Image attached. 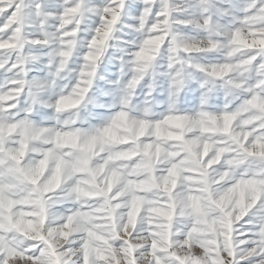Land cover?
I'll return each instance as SVG.
<instances>
[{"label":"clouds","instance_id":"9594fccd","mask_svg":"<svg viewBox=\"0 0 264 264\" xmlns=\"http://www.w3.org/2000/svg\"><path fill=\"white\" fill-rule=\"evenodd\" d=\"M0 22V182L13 184L17 199H40L43 205L31 204L23 217L39 231H14L5 237L24 252L42 245L41 252H47L51 242L62 264H88L83 243L89 232H97L118 257V262L109 259L105 264H129L124 252L129 243L139 264H152L144 252L151 237L141 229L124 231L129 196L84 193L102 192L115 182L113 195H118L127 181L147 178L146 173L136 174V164L147 162L146 141L125 143L142 129L147 140L163 146L164 166L167 152L180 150L177 142L154 139L156 125L169 117L187 118L184 128L167 131L196 140L197 154L208 144L213 153L227 147L223 137L202 133L205 115L236 114L237 127L254 118L264 121V109L246 110L247 96L264 97V49L252 51L233 42L236 32L264 36V0H0ZM121 114L126 119L116 121ZM73 133L77 147L61 146L58 138ZM127 150L139 151V161L120 158ZM20 151L25 155L13 160ZM248 167H264V162L252 161ZM241 171L232 168L230 174L220 165L203 177L207 184L188 183L177 198L185 190L206 195L197 191L206 186L219 197ZM254 196L248 193L249 199ZM149 197L159 200L166 194L153 191ZM208 212L210 217L220 215L215 206ZM193 222L178 204V242ZM239 229L240 235L264 231V208L256 209ZM92 246L104 248L96 241ZM176 251L184 255L188 250ZM240 255L241 264H264V255L246 244ZM53 259L44 256L40 264ZM91 260L97 264L95 253ZM9 264L32 262L17 256Z\"/></svg>","mask_w":264,"mask_h":264},{"label":"snow or ice","instance_id":"6c2138e0","mask_svg":"<svg viewBox=\"0 0 264 264\" xmlns=\"http://www.w3.org/2000/svg\"><path fill=\"white\" fill-rule=\"evenodd\" d=\"M130 9L133 12L137 11L135 6H130ZM159 15L163 16L165 13H159ZM116 19L113 16V23ZM158 28L159 25L156 26V29ZM233 42L252 51H255L258 46L264 49V36L249 38L236 32ZM149 43L156 44L159 41L152 40ZM140 56L142 59L146 58V53H141ZM62 106L67 104L62 102ZM259 109H264V97L247 96L246 110ZM125 119L123 114L116 117V121ZM186 120V117H169L155 127L154 139L177 142L180 148L179 151L167 152V163L164 166H161V156L165 155L163 146L147 140L142 129L137 137L129 138L125 143L138 144L140 140L146 141L143 146V155L147 158V162L136 164V174L146 173L147 178L141 181H127V187L118 195H113L116 191L115 182L102 192L84 194L112 196L114 199L129 196L128 206L131 210L128 227L124 231L127 233L129 228L141 229L151 237L150 245L144 249V252L151 257L152 264H241L240 252L244 244L264 255V231L257 230L240 235L239 229V224L248 221L256 209L264 208V167L254 169L248 167L252 161L264 162V121L254 118L244 121L237 127L236 114L205 115L201 120L202 133L223 137L221 143L227 147H221L213 153L210 151L212 146L208 144L204 145L202 151L197 154L193 151L196 140L185 137L183 133L167 131V128H184ZM205 122H210L212 127H208ZM114 126L119 127V124L115 123ZM108 131L112 139L116 140L115 132L111 129ZM58 140L62 141L61 146L70 145L76 148L78 135L73 133L60 137ZM24 155L25 152L20 151L12 156V159L19 161ZM140 155L139 151L127 150L121 154L120 158L136 162L139 161ZM220 165H223L230 174L232 168L242 170L239 176L232 179L229 191L215 197L211 188L206 186L197 190L206 195L198 196L185 190L183 198L178 200V194L184 185L207 184L203 177ZM82 170L84 169H78V171ZM32 182L36 183L35 180ZM14 187L13 184L0 182V264H9L17 256L29 259L32 264H40L44 256H50L54 258L51 264H62L60 254L51 242L48 244L47 252H41L43 245L35 251L24 252L9 243L5 237V233L14 231L22 232L24 235L39 231L35 222L25 220L23 217L29 214L25 209L33 203L43 208L42 201L33 200L31 197L17 199L13 193ZM47 190L48 188L45 189ZM153 191L165 193L166 197L159 200L151 199L149 194ZM250 192L255 194L252 199L248 198ZM237 194L239 198L233 203ZM178 204L193 217L194 221L182 234L180 242L177 241L174 228ZM209 206H215L220 215L210 217ZM105 210L101 209V211ZM112 219L115 217L113 216ZM43 222L41 213L40 224L42 225ZM68 226H71V219L68 220ZM87 236L88 239L83 243V251L88 264H92V253L96 254L97 264H105L109 259L118 262L115 247L105 236L97 232H89ZM203 236H210L211 239H198ZM92 241L98 242L104 248H93ZM177 247L188 251L181 255L176 251ZM124 252L131 258L129 264H139L135 259L138 253L134 246L129 243Z\"/></svg>","mask_w":264,"mask_h":264}]
</instances>
